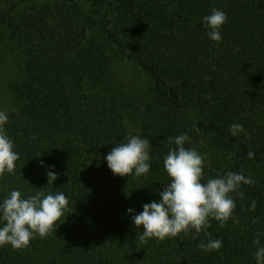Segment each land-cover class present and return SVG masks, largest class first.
I'll return each mask as SVG.
<instances>
[{
	"label": "trees",
	"instance_id": "trees-1",
	"mask_svg": "<svg viewBox=\"0 0 264 264\" xmlns=\"http://www.w3.org/2000/svg\"><path fill=\"white\" fill-rule=\"evenodd\" d=\"M87 2L0 0V86L16 104L4 131L20 157L15 174L0 178V204L12 190L22 198L62 192L69 201L56 233L36 236L26 250L0 247V264H257L254 253L264 246V0ZM213 8L228 17L220 42L204 27ZM125 66L146 84L130 90L121 82ZM233 123L244 132L231 135ZM185 133L186 148L220 155L203 156L205 181L228 171L254 181L242 185L243 199L233 194L237 207L223 228L212 220L207 231L223 241L219 251L198 247L207 243L203 233L140 244L142 226L128 213L161 199L170 182L164 157L175 147L168 137ZM131 135L149 140L151 168L119 177L106 156ZM48 171L58 177L51 185Z\"/></svg>",
	"mask_w": 264,
	"mask_h": 264
},
{
	"label": "clouds",
	"instance_id": "clouds-1",
	"mask_svg": "<svg viewBox=\"0 0 264 264\" xmlns=\"http://www.w3.org/2000/svg\"><path fill=\"white\" fill-rule=\"evenodd\" d=\"M227 14L213 8L210 15L203 17L204 27L208 29V36L215 42L222 41L221 29L227 23ZM8 123V116L0 111V178L5 174H15L16 162L20 159L14 151V142L4 131ZM231 135L237 136L244 132V126L233 123L230 126ZM126 142L112 148L106 160L109 169L119 177H140L149 173L151 165L150 142L139 135L125 137ZM169 143L174 142L164 157V168L169 177V183L159 193L161 199L143 205V211L134 214L129 208L132 220L137 229L140 244H147L150 239L165 241L178 236L192 235L197 239L202 233L208 237L207 243L201 241L198 247L205 252L219 251L223 245L221 239H211L212 220L224 227L233 218L237 207L233 194L243 199L242 185H252L251 177L228 171L222 176L204 180V157L195 148H186V142L191 141L188 134L168 137ZM249 151L248 158L254 157ZM231 159V155L229 156ZM43 166V162H42ZM54 167V166H52ZM48 185L56 181L57 174L47 172ZM70 181V180H69ZM68 199L64 193L35 195L22 198L19 190H12L9 196L0 204V247L11 245L14 250H26L32 239H41L56 233L58 221L64 216L68 208ZM252 210L256 202L251 204ZM253 220V223H256ZM253 241L260 245L259 236ZM257 264H264V246H260L254 253Z\"/></svg>",
	"mask_w": 264,
	"mask_h": 264
},
{
	"label": "rangeland",
	"instance_id": "rangeland-1",
	"mask_svg": "<svg viewBox=\"0 0 264 264\" xmlns=\"http://www.w3.org/2000/svg\"><path fill=\"white\" fill-rule=\"evenodd\" d=\"M48 3H54L55 0H46ZM82 3H87L89 4V2H87V0H78ZM1 48L6 51L7 50V46L6 45H1ZM10 49H8L9 52ZM126 69H121V75L123 77V80H121V82H126L128 84V87H130V90L136 89V86H139V88H141L142 86H144L146 84V79L144 74L139 73L138 71H136V69L129 67V66H125ZM0 105L2 107V110L8 114L10 112H12L14 110V108H16V104H15V100L12 97L11 93L8 92L6 90V88L4 89L3 85L0 86ZM212 154L210 155V157L215 156L219 157V153H217L215 150L211 149V148H206L205 150H203V156L206 155V153Z\"/></svg>",
	"mask_w": 264,
	"mask_h": 264
}]
</instances>
